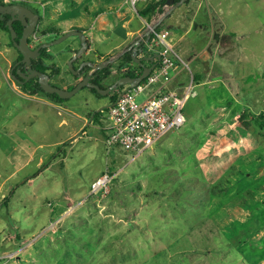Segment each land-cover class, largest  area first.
<instances>
[{"label":"rangeland","instance_id":"374dc122","mask_svg":"<svg viewBox=\"0 0 264 264\" xmlns=\"http://www.w3.org/2000/svg\"><path fill=\"white\" fill-rule=\"evenodd\" d=\"M28 1L42 16L38 41L106 5ZM217 1L198 16L209 53L182 56L195 85L186 123L140 155L107 149L91 123L111 99L83 88L54 103L60 114L22 90L11 76L19 51L0 29V264H264V0ZM190 38L199 47L209 35ZM244 109L247 126L236 122ZM105 170L116 173L110 192L90 195Z\"/></svg>","mask_w":264,"mask_h":264},{"label":"built area","instance_id":"2783aa9c","mask_svg":"<svg viewBox=\"0 0 264 264\" xmlns=\"http://www.w3.org/2000/svg\"><path fill=\"white\" fill-rule=\"evenodd\" d=\"M141 1L125 0V3L135 10ZM168 7L166 3L161 4L153 22H157ZM34 36L32 41L36 39ZM150 42L151 50L158 53L159 58L148 76L134 87L125 86L116 100L100 111L107 149H122L140 155L186 123L184 108L194 96L195 86L192 74L188 80L185 76L188 63L176 51L168 30H154ZM182 72H185L184 83L171 86L174 78L183 76ZM58 111L63 112L60 108ZM115 174L105 170L91 183L89 194L107 195Z\"/></svg>","mask_w":264,"mask_h":264},{"label":"crops","instance_id":"0c3cea01","mask_svg":"<svg viewBox=\"0 0 264 264\" xmlns=\"http://www.w3.org/2000/svg\"><path fill=\"white\" fill-rule=\"evenodd\" d=\"M12 1H15L17 3L23 2V0H12ZM28 2L35 4L34 0H30ZM104 2H106V5L103 6L101 10H97V9L95 10L96 7H94L93 5L92 8L88 9V11L86 9L85 11H82L83 21L80 23L67 26L63 30L61 29L60 26L52 27L58 29L59 31V33H57L59 35L56 37L62 36L64 33L70 30H75L74 28L83 29L81 32H83L87 36L88 43L90 46L89 50L85 53L84 56H95L96 60L99 62L105 61L107 59L114 60L115 58H117L119 54H121V52L125 50L135 39L141 37L144 34L145 30L147 29V26L151 24V22H153V18H154V16L150 18H146L138 15V10L143 4L142 1L137 4L135 10L132 9L130 6H128L125 3V0H104ZM179 2L180 0H173L174 3L173 6L176 5L177 7H175L167 14L166 18L161 22V24L158 26L157 29H159V31L168 30L170 32L171 41L176 51L181 57L206 56L207 53H209L208 48H210L209 40L210 38L212 39V36L210 37L212 29H208L206 21L203 24L202 22L198 21L199 19L198 16L200 14L206 15L205 9H207V11H211L210 9L212 8L214 2L213 0H185L183 3H179ZM208 2L211 5L209 7L207 6ZM221 3L222 0L217 1L218 5H221ZM170 8L171 6L168 7V10ZM209 14L207 16L208 19L207 21H209L210 18ZM211 27L212 25H210V28ZM192 29L194 31H198L202 35L204 34V37L206 36L208 37L209 35V39H204L203 43H201L199 47H194V41H192L190 38ZM53 35L55 34L53 33L46 34L42 39L48 41L46 40V38L51 37ZM74 38H76L77 40L73 39L71 40V42H68L64 45L62 44L64 41H62L59 44L52 45L47 50L51 55H54L50 60V62H48V64H56L60 67V73L58 75H53L52 77H50V82L54 81L64 89L67 88V85L64 80L66 79L64 70L66 71L69 70V68L66 66V63L67 61L69 62L72 56L71 53H65L61 55L60 51L65 50L67 47H70L72 48V50H74L79 45L78 38L77 37ZM151 45H152L151 42H149L148 46H145V49H148L152 53H154V51L151 50ZM126 55L129 56L131 61L136 63L131 58V52H126L123 56H121L120 59L116 60L115 64H118L119 61H123V60L125 61ZM143 56H146V54L143 52L137 55V57L140 58ZM209 56H212V54H210ZM63 60H64V65H62ZM79 60L80 59L75 60L73 62V66L78 65L77 62ZM188 60L190 61V57H188ZM145 64L149 65V62L146 61ZM183 73L185 72H182L183 76H178L173 79L171 86L175 87L178 84H181V82L184 80ZM182 77L183 79L180 80ZM77 78L79 79V77ZM74 79L72 78V81L69 82L70 85L74 83L75 81ZM33 95L34 98L39 97L40 99H42L39 93ZM102 97L104 98V96ZM46 99L49 100L48 103H51L57 108L65 109V107L61 105L54 104L55 102L49 99L48 97ZM112 103L113 102L109 103V105ZM107 104L103 106L108 107L109 105ZM99 116H101V113L99 114ZM97 118L98 117L95 118L93 114L91 120L97 122L98 125L96 127L98 130L101 131L103 136V142L105 144V135L102 129L103 123H101V121L99 120H94ZM93 121L91 123H93Z\"/></svg>","mask_w":264,"mask_h":264},{"label":"water","instance_id":"95a60500","mask_svg":"<svg viewBox=\"0 0 264 264\" xmlns=\"http://www.w3.org/2000/svg\"><path fill=\"white\" fill-rule=\"evenodd\" d=\"M184 1L185 0H180L179 3H183ZM166 4L169 7L171 6V8L166 13H164L163 16L157 22L149 24L144 34L141 37L135 39L125 50L121 52V54H119L117 58H115L114 60L107 61V62H116V60L120 59L121 56H123L126 52H131L132 60H134L138 65L141 66L142 72L136 77L122 76L118 80H116V82L111 87L107 89H102L98 84L91 83L90 82V79H92L91 73L86 74L84 78L80 80L72 89L70 90L64 89L59 86L53 85L50 82V77L47 73L36 70L31 67L32 61L36 60L39 57L40 51L42 49L49 48L52 45L59 44L71 36H76L79 38L81 47L76 52V54H73L72 58L68 62L69 70L71 71L72 75L81 77L82 74L84 73V70H82L83 66H88L96 69L103 68L102 64L95 66L93 62L90 60L83 62L78 69L74 68L73 61L78 60L79 56H81L89 47L87 36L83 32L78 30H70L64 33L59 38L51 42L43 43L33 49L30 47L28 43V39L35 34L36 28L38 26V20L40 18L39 14L34 13L30 8L22 4H14V3L6 4V5L0 4V18L3 19V15L10 16V18L6 22V27L10 32L11 35L10 37L11 40L13 41L14 46L22 55V59L20 62L24 64V66L27 68V71L25 72L19 71L18 74H20L21 77H23L26 80L37 78V82L40 88L45 93L57 94L62 99H68L73 97L83 88H90V89L93 88L101 96H105L119 87H125L127 85L130 87H134L138 85L146 76H148L150 71L155 66L156 61L159 58V54L155 52L152 53L150 50L145 49V46H148L152 37V32L158 28L161 22L166 18L167 14L175 7H177L176 5L173 6L174 5L173 0H166ZM14 21H20L23 26L22 34L18 39H17V33L13 28ZM71 52L72 51L61 52V54L71 53ZM142 52L145 53L146 56H143L141 58L137 57V55ZM146 61L149 62V65L145 64ZM127 63L128 62H125V65H127ZM105 107L106 106L99 108L98 112L104 109Z\"/></svg>","mask_w":264,"mask_h":264},{"label":"flooded vegetation","instance_id":"af4514ba","mask_svg":"<svg viewBox=\"0 0 264 264\" xmlns=\"http://www.w3.org/2000/svg\"><path fill=\"white\" fill-rule=\"evenodd\" d=\"M4 1V3H1L0 2V4H4V5H6V4H22V5H24V6H26V7H28V8H30V6H28V5H26V4H24V3H17V2H15V1H12V0H3ZM166 3V2H165ZM31 9V8H30ZM34 13H37V14H39V12L37 11V10H34V9H31ZM4 16H8V15H3V18H4ZM39 16H40V18H39V20H38V26H37V28H36V31H35V33L37 32V29H38V27H39V25L41 24V21H42V16H41V14H39ZM10 18V16L8 17V19ZM7 19V20H8ZM7 22V21H6ZM15 22V21H14ZM13 22V23H14ZM43 35L45 36L46 35V33L45 32H43ZM44 36H42L41 37V39L44 37ZM76 37V36H75ZM32 36L28 39V43H29V45H30V47L31 48H36V47H38L39 45H41V44H43V43H46V42H51V41H45L44 39H40L39 41H38V38H36L35 39V41H32ZM78 38V37H77ZM65 41V40H64ZM34 42L36 43V44H34ZM78 46L74 49V50H72V48H70V47H67L65 50H62V51H60V53L61 52H67V51H72L71 52V56H73V54H76V52L80 49V47H81V43H80V41H79V38H78ZM89 44V43H88ZM90 47V46H89ZM89 47H88V49L81 55V56H79V61L77 62V64L78 65H76V67H75V69H78L81 65H82V63L83 62H85V61H88V60H90V61H92L93 62V64L95 65V66H98V65H100V64H102L103 65V68H92V67H88V66H83L82 67V70H84V73L82 74V76L81 77H79V79L77 78V77H74L75 78V81H77V83L80 81V80H82L83 78H84V76L86 75V74H88V73H91V76H92V79H90V82L91 83H96V84H98L102 89H107V88H109V87H111L115 82H116V80H118L120 77H122V76H130V75H132V74H137L138 72H139V70L140 69H142L141 68V66L140 65H138L137 63H134L133 61H129L128 63H127V65H125V61L123 60V61H119V63H118V61H117V63H118V69H116V68H114V66L116 65L115 64V62H107L108 61V59L107 60H105V61H101V62H99V61H97L96 60V58H95V56H84L85 55V53L89 50ZM44 49H46L45 50V53H42V50H44ZM44 49H42L41 51H40V55H39V57L36 59V60H33L32 61V63H31V67L32 68H34V62H36V61H38L39 59H43V60H45V63L44 64H48V62H50V60L52 59V57L54 56V55H51L47 50H48V48H44ZM21 54V53H20ZM62 55V54H61ZM46 56H51V59H47L46 58ZM21 59H22V57L21 58H18L16 61H14L13 62V64H12V68H11V76H12V78H13V80L17 83V85H18V83H20V84H23V83H25V82H29L31 79H29V80H26V79H24L23 77H21L20 76V74H18L19 73V71H22V72H25V71H27V68L24 66V64H22L20 61H21ZM74 62V61H73ZM148 64V63H147ZM125 65V66H124ZM35 69V68H34ZM40 71V70H39ZM67 71H69V70H67ZM45 73H47V72H45ZM59 73H60V70H59ZM59 73H57V74H53V75H58ZM71 75H72V73H70ZM52 75V76H53ZM15 78H14V77ZM51 76V77H52ZM32 79H35V78H32ZM36 80H37V78H36ZM53 85H57V86H59V87H61L60 85H58L57 83H55L54 81H52L51 82ZM76 83V84H77ZM75 84V85H76ZM74 85V86H75ZM62 88V87H61ZM120 89H122V87H119V88H117L116 90H113L112 92H110L108 95H105L104 97H107L108 99H110L111 98V96H113L117 91H120ZM70 90V89H69ZM107 105H109V104H107Z\"/></svg>","mask_w":264,"mask_h":264},{"label":"trees","instance_id":"16d2710c","mask_svg":"<svg viewBox=\"0 0 264 264\" xmlns=\"http://www.w3.org/2000/svg\"><path fill=\"white\" fill-rule=\"evenodd\" d=\"M1 3H4L3 0H0ZM166 0H163V1H156V0H147L145 5L140 8L138 10V15L141 16V17H146V18H150L152 16H154L158 10V7L165 3ZM9 15L8 16H4L3 19L0 18V29L1 30H5L9 33V38L11 39V35H10V32L8 30V28L6 27V21L8 19ZM13 28L14 30L16 31L17 33V39L21 36L22 34V31H23V26L21 24L20 21H15L13 23ZM75 30H78V31H82L83 29H80V28H74ZM157 31H159V29H157ZM45 32L46 34H49V33H54V32H58V29H55V28H52V27H49L47 28V30L43 31ZM226 39H227V36L224 37V43L226 42ZM11 43L12 45L14 46L13 44V41L11 40ZM45 50H42V53H45ZM22 55L20 54L19 52V58H21ZM47 59H51V56H46ZM125 61H131V59L129 58L128 55H126L125 57ZM45 63V60L43 59H39L38 61L34 62V68L36 70H40L42 72H47V74L49 75V77H51L53 74H57L59 73V70L60 68L58 67V65L56 64H44ZM142 72V69L139 70V72L137 74H132L130 75L131 77H136L138 76L140 73ZM18 86L24 90V91H29L31 93H37V92H43L45 93L39 86L36 78L35 79H31L29 82H25L23 84H20L18 83ZM74 86H72L70 89H72ZM122 89H120L121 91ZM90 91H92L96 96L100 97V98H103L95 89L91 88ZM120 91H117L113 96H111V101L114 102L117 98V95L120 93ZM45 95L51 99L52 101L54 102H58V103H63L64 101H66V99H62L60 98L57 94H48V93H45ZM248 109H244L240 114L237 115V118H236V122L241 125V126H247L250 124V118H248ZM99 112H95L94 113V117H98L99 116ZM255 123L259 126V127H264V122L263 121H255ZM45 165V164H44ZM116 175V174H115ZM235 175V174H234ZM115 177V176H114ZM225 180V182H227V180H230V178H227V179H223ZM114 181V178L112 179L111 183H110V187H111V184L113 183ZM238 182V179H235L234 183H237ZM232 183V180H230V182L228 183V185ZM223 187H225V189L227 188L226 186H222V185H214V188L213 190L214 191H220V190H224ZM251 196H253L254 194L252 192H250ZM247 204V202L245 203ZM244 207V206H243ZM248 207V206H247ZM249 210H247L248 212Z\"/></svg>","mask_w":264,"mask_h":264}]
</instances>
